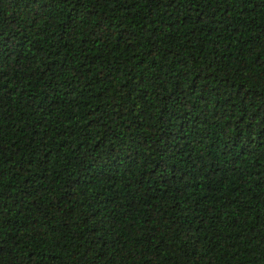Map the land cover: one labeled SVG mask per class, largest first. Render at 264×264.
I'll use <instances>...</instances> for the list:
<instances>
[{"label":"trees","instance_id":"1","mask_svg":"<svg viewBox=\"0 0 264 264\" xmlns=\"http://www.w3.org/2000/svg\"><path fill=\"white\" fill-rule=\"evenodd\" d=\"M0 264H264V0H0Z\"/></svg>","mask_w":264,"mask_h":264}]
</instances>
